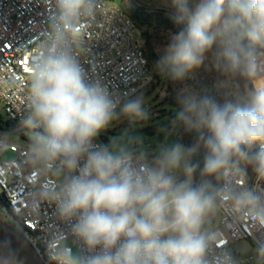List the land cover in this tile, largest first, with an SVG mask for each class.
Wrapping results in <instances>:
<instances>
[{"label": "clouds", "instance_id": "9594fccd", "mask_svg": "<svg viewBox=\"0 0 264 264\" xmlns=\"http://www.w3.org/2000/svg\"><path fill=\"white\" fill-rule=\"evenodd\" d=\"M49 3L47 28L29 49L19 125L26 140L0 137V152L17 142L21 149L0 175V186L19 178L16 214L35 222L47 205L59 222L47 232L48 259L240 264L214 221L227 210L264 228V190L244 183L249 166L264 181V0H171V19L182 27L169 37L159 70L183 81L212 52L221 86L235 101L220 106L182 89L176 122L195 131L197 141L189 148L161 144L155 154L139 137L95 143L121 115L148 118L142 97L121 103L80 63L77 29L101 14L100 0ZM201 147L206 154L197 183L199 165L191 157ZM0 264H20L8 242L0 244ZM255 264H264V240L257 241Z\"/></svg>", "mask_w": 264, "mask_h": 264}, {"label": "built area", "instance_id": "2783aa9c", "mask_svg": "<svg viewBox=\"0 0 264 264\" xmlns=\"http://www.w3.org/2000/svg\"><path fill=\"white\" fill-rule=\"evenodd\" d=\"M100 6L102 12L96 20L91 25L85 22L77 29L84 48L78 58L89 78L100 79L110 94L119 97L123 103L148 88L153 75L142 51L138 30L126 10L115 0H100ZM50 11L49 0H0V104L9 120L19 125L28 84L29 49L47 28ZM10 76H14V82L9 80ZM3 136L0 132V137ZM95 143L101 142L96 139ZM7 150L15 156L21 151L16 143ZM4 152H0V175L7 172L4 166L11 161L3 158ZM244 183L250 189H262L264 181H257L255 176L250 182L246 169ZM0 189L8 202V207L0 204L8 223L31 242L47 264H53L46 252L47 232L59 224L52 222L53 209L44 205L40 217L33 222L26 214L15 212L14 197L22 196L19 178L4 183ZM216 229L224 235L226 246L240 264H255V256L242 254L237 244L246 240L257 247V241L264 240V228L251 221H242L224 210Z\"/></svg>", "mask_w": 264, "mask_h": 264}, {"label": "rangeland", "instance_id": "374dc122", "mask_svg": "<svg viewBox=\"0 0 264 264\" xmlns=\"http://www.w3.org/2000/svg\"><path fill=\"white\" fill-rule=\"evenodd\" d=\"M137 1L140 5H143L144 7L148 9L153 10H164L168 14H173L175 9L171 6V0H116V2L125 10H127L132 2ZM179 30H167L164 31L165 35V41L161 43L157 47V51L159 52L161 58H163L166 54V47L169 43V37L175 33H177ZM140 44L143 45V39L140 37L138 32ZM213 51H215V46L213 48ZM202 70V75H204L208 79L217 80L219 84L224 80V77L214 68L213 62H212V52H209L207 55V58L205 59L204 63L199 66ZM160 71V70H159ZM150 72L153 75L154 84L156 82L155 77V70L150 68ZM191 80L187 79V77L183 81H177L176 83L173 82L172 88L177 89L179 84L181 83L180 87V93L181 90L184 88H187L191 90L194 94L198 96V93L192 89L191 87ZM152 85V86H153ZM152 86L147 89H144L140 91L137 95H135L133 98H136L137 96L142 97L144 101V107L148 113V118L146 120L141 121H130L127 117L121 115L119 119L112 122V124L102 130L97 140L103 143V141L100 139L101 136H103L109 144L112 139L114 138H120V137H139L143 142V148L146 152L150 154H155L157 149L161 144H173V143H180V137L178 135V132L180 130L179 123L176 122L177 119L173 118L170 113L177 115L178 109L175 106H171L167 103H163L164 95H166L167 85L159 84L155 85L153 90L151 92H148ZM231 96H234L233 94ZM235 98V96H234ZM119 111V110H118ZM9 122V117L6 114L4 107L2 104H0V124L4 125L5 123ZM0 128V132H1ZM5 135H15L18 136L19 140L21 142H24L26 140V137H24L22 134H20L19 129H16L11 132H3ZM16 144L19 145V142ZM104 144V143H103ZM183 145V144H182ZM184 146V145H183ZM15 157L14 153L10 152L9 150H6L4 152L3 158L5 160H12ZM247 169L251 170V167H247ZM247 175H249L247 170ZM264 190V184L261 187ZM0 194H2V191L0 189ZM4 213L0 208V218L5 220L8 223V220L3 216ZM222 218V213L216 218L214 221V227L218 224L219 220ZM237 246L241 250L242 254L244 255H254L255 256V249L249 241H240L238 242Z\"/></svg>", "mask_w": 264, "mask_h": 264}, {"label": "trees", "instance_id": "16d2710c", "mask_svg": "<svg viewBox=\"0 0 264 264\" xmlns=\"http://www.w3.org/2000/svg\"><path fill=\"white\" fill-rule=\"evenodd\" d=\"M116 1V0H115ZM128 17L131 19L135 27L137 28L140 37L143 39V45H141L142 51L148 60V68L154 69L156 82L155 85L164 84L167 85L166 95H164L163 103H167L171 106H175L178 109V113L182 110V105L179 102L180 87L177 89L172 88L173 82L167 75L159 71V63L162 60L157 47L165 41L164 31L167 30H180L182 26H177L171 17L175 14H168L164 10H153L140 5L137 1L132 2L129 8L126 10ZM139 37V36H138ZM200 67L194 68L188 74L187 79H190L191 87L194 89L199 97H209L215 103L223 106L225 103L234 102L235 98L232 95V90L228 87H222L217 80L208 79L202 75ZM181 82V81H180ZM154 84V79L149 88ZM148 91L151 92L154 86ZM147 89V88H146ZM171 116L177 119V115L170 113ZM180 130L178 135L180 137V143L185 148H189L195 145L197 141V133L195 131H187L182 124L179 123ZM19 127V124L9 120L4 125L0 124L1 132H11ZM205 150L201 147L191 157V162L199 165L194 173V180L199 182L201 179L200 170L203 167ZM249 173V181H253L255 173L250 169H247ZM0 204L4 207H8V202L4 195L0 194Z\"/></svg>", "mask_w": 264, "mask_h": 264}, {"label": "water", "instance_id": "95a60500", "mask_svg": "<svg viewBox=\"0 0 264 264\" xmlns=\"http://www.w3.org/2000/svg\"><path fill=\"white\" fill-rule=\"evenodd\" d=\"M104 144L108 141L101 136ZM213 183H216L213 180ZM8 242L11 252L20 261V264H47L37 253L31 242L17 229L0 218V244ZM9 249H5L7 251Z\"/></svg>", "mask_w": 264, "mask_h": 264}, {"label": "crops", "instance_id": "0c3cea01", "mask_svg": "<svg viewBox=\"0 0 264 264\" xmlns=\"http://www.w3.org/2000/svg\"><path fill=\"white\" fill-rule=\"evenodd\" d=\"M222 215H223V212H222ZM220 220H221V219H220ZM220 220H219L218 224L215 226V228L218 227V225L220 224ZM238 248H239V247H238Z\"/></svg>", "mask_w": 264, "mask_h": 264}, {"label": "flooded vegetation", "instance_id": "af4514ba", "mask_svg": "<svg viewBox=\"0 0 264 264\" xmlns=\"http://www.w3.org/2000/svg\"><path fill=\"white\" fill-rule=\"evenodd\" d=\"M195 181V180H194ZM196 182V181H195ZM198 183V182H197ZM4 216V215H3ZM5 217V216H4Z\"/></svg>", "mask_w": 264, "mask_h": 264}]
</instances>
